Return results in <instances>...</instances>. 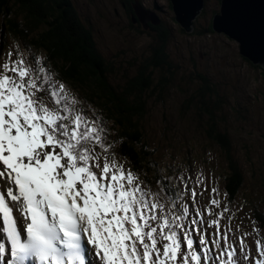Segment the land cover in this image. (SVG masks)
Returning a JSON list of instances; mask_svg holds the SVG:
<instances>
[{"label":"snow or ice","instance_id":"1","mask_svg":"<svg viewBox=\"0 0 264 264\" xmlns=\"http://www.w3.org/2000/svg\"><path fill=\"white\" fill-rule=\"evenodd\" d=\"M217 24L264 50L250 0L226 3ZM123 142L43 53L0 45V264H264V229L245 231L243 203L202 167L138 165Z\"/></svg>","mask_w":264,"mask_h":264},{"label":"rangeland","instance_id":"2","mask_svg":"<svg viewBox=\"0 0 264 264\" xmlns=\"http://www.w3.org/2000/svg\"><path fill=\"white\" fill-rule=\"evenodd\" d=\"M72 1L110 65V80L115 86H128L129 82L143 76L144 66H150L151 79L157 83L152 85L154 93H146L147 114L142 119L141 129L156 150L155 157L168 159L175 165L191 164L194 171L197 166L202 167L210 184L215 179L221 192L226 191L234 203H243V212L238 215L243 218L244 230L252 233L251 221H258V226L264 229L257 215L259 211L264 214V68L238 53L239 44L234 39L224 33L208 31L221 0H206L192 32L185 31L174 20L170 0H136L135 4L160 19L157 25L162 24L168 30L167 36L152 22L145 27V23L134 20L135 12L132 15L126 4L128 1L132 5L133 0ZM3 39L1 35V43ZM15 41H19L21 47L27 46L25 40L12 34L3 52ZM31 49L49 59L43 49ZM161 50L175 71L174 83L166 87L158 81L167 77L168 69L155 71L152 65ZM55 69L62 77L58 68ZM199 76L206 80L200 81ZM61 79L81 97L88 98L80 87L73 86L64 77ZM205 83L215 90L211 104L220 100L218 128L231 140L233 157L245 178L242 188L233 196L226 187L230 166L225 154L220 145L207 136L204 119L197 113L198 94ZM104 116L107 119L105 113ZM255 238L253 235L246 238L250 248H254Z\"/></svg>","mask_w":264,"mask_h":264},{"label":"trees","instance_id":"3","mask_svg":"<svg viewBox=\"0 0 264 264\" xmlns=\"http://www.w3.org/2000/svg\"><path fill=\"white\" fill-rule=\"evenodd\" d=\"M135 2L133 0L131 5L126 1L132 15L135 12ZM154 26L164 35L169 34L162 24ZM210 30L215 32L213 18L208 31ZM12 34L25 40L30 48L43 49L51 66L58 68L62 77L73 86L80 87L88 97L87 100L106 114L107 120L114 123L113 130L124 138L123 155L138 165L155 157L156 150L141 129L142 119L147 114L146 93H154L149 65L142 68L147 77L142 72L143 76L129 82L128 86H115L110 80L112 69L98 49L92 30L83 22L72 0H0V36H3L4 44ZM170 63L162 50L152 61L155 71L163 67L168 69L167 77H161L158 81L163 87L175 81V71H172ZM199 79L206 80L202 76ZM205 84L199 91L198 99L195 98L199 102L197 113L204 119L207 136L217 142L225 154V160L230 166L225 179L226 187L233 196L240 191L245 178L233 157L231 140L218 128L217 112L222 107L221 103L218 104L220 100L211 104L215 90L208 83ZM189 104L190 99L187 106ZM149 174L151 175L150 170ZM257 215L264 223V214L259 211Z\"/></svg>","mask_w":264,"mask_h":264},{"label":"water","instance_id":"4","mask_svg":"<svg viewBox=\"0 0 264 264\" xmlns=\"http://www.w3.org/2000/svg\"><path fill=\"white\" fill-rule=\"evenodd\" d=\"M172 9L175 14V21H177L185 31L192 32L195 27V21L198 16L204 11L206 6V0H170ZM233 0H221L220 9L213 16V29L215 32L224 33L231 39H234L239 44V52L243 57L248 59L254 64H258L264 67V50L259 47L255 51H248L243 48L238 40L229 33L223 31L217 24V17L222 14L225 4H231ZM252 6L255 10L259 11L264 9V0H250ZM135 14L134 20H139L145 23V27L149 26V22H152L154 25L160 24V19L152 12H148L139 4L134 6ZM149 15V16H148Z\"/></svg>","mask_w":264,"mask_h":264}]
</instances>
